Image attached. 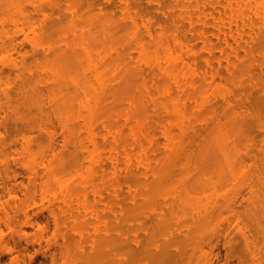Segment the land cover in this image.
<instances>
[{"label": "bare ground", "instance_id": "obj_1", "mask_svg": "<svg viewBox=\"0 0 264 264\" xmlns=\"http://www.w3.org/2000/svg\"><path fill=\"white\" fill-rule=\"evenodd\" d=\"M62 1L0 0V264H264V0Z\"/></svg>", "mask_w": 264, "mask_h": 264}, {"label": "rangeland", "instance_id": "obj_2", "mask_svg": "<svg viewBox=\"0 0 264 264\" xmlns=\"http://www.w3.org/2000/svg\"><path fill=\"white\" fill-rule=\"evenodd\" d=\"M69 1V0H68ZM68 1L66 0V2L67 3H65V1H62L65 5L64 6H66V5H68ZM116 1V0H115ZM145 1L146 0H143L142 2L144 3V5H145ZM62 3V4H63ZM148 4H149V2H148V0L146 1V5L145 6H148ZM112 6V5H111ZM111 6H109V8H111ZM108 7V6H107ZM108 8V9H109ZM113 9V10H112ZM112 9L111 10H109V11H111V12H113V13H115L118 9H114V6H112ZM117 14H119L118 13V11H117ZM255 97H257V99L258 98H260V96L258 97V95L257 94H255L254 95V98H253V100L255 99ZM253 100H252V102H253ZM261 100V99H260ZM262 101V100H261ZM255 102H257L256 101V99H255ZM258 103H259V101H258ZM258 103H253L254 104V106H256V107H258L259 108V110L261 111V113L263 114L264 113V108L262 107L263 105H262V103H260V105L258 104ZM258 104V105H257ZM10 119V118H9ZM8 121V120H7ZM9 122V124L7 125V123ZM7 123H6V125L8 126L7 128L9 129L8 130V136L10 135V133H11V136L13 137L14 135H16V131H17V126L16 125H14V123L15 122H13L12 120H11V122H10V120L8 121ZM13 126L16 128H13ZM13 129H14V131H13ZM258 131V130H257ZM256 133H259V132H256ZM258 137H257V139L259 140V135H257ZM18 197L21 199L22 198V195H21V193H18ZM36 217L42 222V223H44V225L46 224V222H47V224H46V226H47V231L48 232H46V234H45V236L46 237H50L51 238V236H53L54 235V230H53V226H54V224H53V222L51 221V219L47 216V213L46 212H41V211H39V210H37L36 211ZM131 216H132V214H131ZM133 217V216H132ZM146 217V216H145ZM169 217V216H168ZM167 217V218H168ZM148 218V219H147ZM147 218H145V220H140L139 219V221L141 222V223H139V221H138V219L136 220V219H132V222H131V219L128 217V223L129 224H127V221H126V223L124 224L125 226H127V225H129V226H127L125 229L128 231H126L125 229H124V225H122L123 227H121L122 229H124L126 232H124V234H123V237H121V238H124V240H125V237L127 238L128 237V239H126V241L128 242V240L129 239H131V240H129V245H127V247H129V246H131V245H133V242H134V240L132 239L133 237H134V235H136V237H137V235H139L140 234V236H142L141 237V240L139 239V237L140 236H138L137 238L138 239H135V243H134V246H131V247H133L132 249H134V252H136L135 250H139V249H141V250H139L140 252H137L138 253V255L136 256L135 254H137V253H134L133 255H135V257L139 260V263L138 264H151L150 262H152L150 259H152L153 257H149V256H151V255H148V258H149V261L147 260V257H145L146 259L145 260H147L146 261V263H145V260H143L144 262H142V260H141V258L143 257V256H146L147 254H145V255H143L142 256V254H140L141 252L143 253V251H144V246L146 245V242H148V239H147V236H150V234L151 233H153L155 230H156V228H155V226H154V224H151L152 222L150 221V217H147ZM49 219V220H48ZM142 219H144V218H142ZM134 220V221H133ZM138 221V222H136V221ZM147 220H149V221H147ZM45 221V222H44ZM51 221V222H50ZM133 224V222H136V224L137 223H139V224H137V225H135V224H133V227H134V225L136 226L134 229H136L137 227H138V229L139 228H141L140 230H142L141 231V233H143V234H141V233H139V231H134V232H132V233H134V235L133 234H131L132 236L129 238V236H130V233H129V231H130V229H132L133 227H131L130 228V226H131V223ZM144 222L146 223V222H148L149 223V226L147 225L148 223H146L145 224V226L147 225V227H145V226H142L143 224H144ZM52 224V225H51ZM140 224H141V227H139L140 226ZM50 226V227H49ZM151 226H152V228H155V229H151ZM143 227V228H142ZM145 227V228H144ZM102 228V227H101ZM127 228H129V229H127ZM31 229V230H30ZM28 228L27 229V232H28V234L30 235V236H32L34 233H35V231H33L34 229H32V228ZM3 230V232L5 233V228H3L2 229ZM100 230H102V229H100ZM143 230H145V231H143ZM150 230H152L151 232H150ZM122 231V230H121ZM147 231H148V233H147ZM30 232V233H29ZM101 232V231H100ZM102 232H103V230H102ZM114 232V231H113ZM131 232V231H130ZM135 232H138L139 234H135ZM150 232V233H149ZM91 234H93V231L91 230V232H90ZM125 233H128V235L127 234H125ZM71 234V233H70ZM100 234V233H99ZM102 234V233H101ZM116 234V236H117V232L115 231V233H114V235ZM146 234H147V236H146ZM124 235H127V236H124ZM178 235V234H177ZM122 236V235H121ZM156 236L159 238L160 236L158 235V234H156ZM136 237H134V238H136ZM146 237V238H145ZM178 237V236H177ZM181 237H183V236H180L179 235V238H176V239H180ZM143 238H145V239H143ZM149 238V237H148ZM157 238V240H159ZM118 239V238H117ZM116 239V240H117ZM161 239V242H160V240H159V242L162 244V242H163V244L162 245H164L165 244V240H163L162 241V239L163 238H160ZM182 240L181 241H179V242H181V243H183L182 241L184 240L185 241V238L183 237V238H181ZM87 240H89V239H87ZM124 240L122 239V242H124ZM133 240V242H131L130 243V241H132ZM137 240H138V242H137ZM144 241L143 243L145 244V245H143V243L141 242V241ZM175 241V240H174ZM85 242H87V241H85ZM89 242V243H88ZM85 245L87 246V248H89L88 250H87V248H84V250H85V255L87 254V252H88V254L89 253H91L90 251H92L91 250V247L90 246H92V245H90V244H92L91 242H90V240L88 241ZM118 242H120V243H122L120 240L118 241ZM23 242H21V246H23L22 247V249H21V246H19L17 249H15V251L13 252V255H12V258L16 255V256H18V260L20 261L19 262V264H51V261H50V259L49 258H45V255H47V253H48V255L49 254H51V253H56V252H58V249H57V247L56 246H51V247H48L47 246V244L45 243V242H43L42 243V245H41V250H38V252H37V249L38 248H40V247H38V245L36 244L35 246L34 245H31V246H33V248L32 247H30V248H28L30 245H28V246H26V244H25V242H24V244H22ZM60 243H62V241L60 240ZM114 243H116V242H114ZM138 243H139V245H138ZM142 244V246H141V244ZM159 243V244H160ZM175 243V242H174ZM220 243H222V244H219V247H218V250L216 251V253H218L217 254V257H216V259H215V263L214 264H252L251 263V261L248 259V257L246 256V254H245V252L244 251H242V246L241 245H239L240 243H238V241L237 242H235L234 244H235V246L232 244V246H234L233 247V250L235 249L236 251L234 252V251H232L231 253H228V249L231 251V249H230V247L228 248V247H226V248H228V249H226L225 248V243L223 242V241H221ZM224 243V244H223ZM117 244V243H116ZM184 244V243H183ZM238 244V245H237ZM89 245V246H88ZM119 245V244H118ZM125 245V244H124ZM125 245V246H126ZM174 245V248H171L172 249V251L170 250V253H172V256H171V258L172 257H174V258H172L173 260V262H172V264L173 263H175V261H174V259L175 260H177L178 258H176V257H178L179 256V258H180V255L182 254V252H184V254L182 255L183 256V258H185L184 260L187 262L188 261V258H186V256H188V254L189 253H191V247H190V249L188 248V247H184L185 245H182L181 247H183V249L184 248H188L189 250H190V252H188V254L186 253L187 251H185L186 249H184V250H182L181 252H179L180 250V245H179V247L180 248H178L177 247V249H176V247L175 246H178V244L176 245V244H173ZM173 245H172V247H173ZM224 245V246H223ZM85 246V247H86ZM136 246H138V247H136ZM232 246H231V248H232ZM25 247V248H24ZM26 247H27V249H26ZM117 247H119V246H117ZM120 247H121V245H120ZM127 247H124V250L125 249H127ZM143 247V248H142ZM161 247H163V246H161ZM239 247V248H238ZM37 248V249H36ZM111 248H113V246H111ZM110 248V249H111ZM114 248H115V245H114ZM113 248V249H114ZM121 248H123V247H121ZM27 250V252H26V250ZM110 249H109V251L108 252H110ZM113 249H111V250H113ZM117 249H120V248H117ZM117 249L115 250V251H117ZM129 249L130 248H128V250H125L126 252L127 251H129ZM132 249H130V251L132 252ZM148 249V248H147ZM152 249V248H151ZM155 249V248H154ZM153 249V251L155 252L156 250H154ZM182 249V248H181ZM25 250V251H24ZM87 250V251H86ZM96 250V249H95ZM113 250V251H114ZM143 250V251H142ZM149 250L150 249H148V252H149ZM39 251H41L40 253H39ZM74 251H75V249H74ZM114 251V252H115ZM119 251V250H118ZM118 251H117V253H118ZM147 251V250H146ZM153 251H151V252H153ZM177 251H178V253H179V255H177ZM76 252H79L77 249H76V251L74 252V254L76 253ZM81 252V251H80ZM79 252V253H80ZM108 252L107 253H105L107 256H109V254H111V253H109L108 254ZM124 251L122 250V253H123ZM130 252V253H131ZM145 252V251H144ZM150 252V253H151ZM16 253V254H15ZM45 253V254H44ZM79 253H77V254H75L76 255V258H72V260L70 259V262H69V264H76V262H77V264H81V263H79V261L80 262H84L85 263V259H81L80 257L81 256H78V255H80V254H82V252L79 254ZM116 253V252H115ZM116 253V254H117ZM129 253V252H128ZM133 253V252H132ZM149 253V254H150ZM181 253V254H180ZM215 253V254H216ZM233 253H235V254H233ZM120 255H121V253H119ZM124 254V253H123ZM125 254H127V253H125ZM124 254V258H126V259H124L123 260V256H122V258H121V256L120 255H115L116 256V258H115V260L116 261H118V262H116L115 260H114V258L112 257L113 255H110V258L109 257H104V258H108L109 260H111V259H113L114 261H115V263L117 264H120V263H124V262H126L127 263V261H129L127 258L130 256V254H128L127 255V257H125L126 255ZM139 254H140V257L138 258V256H139ZM144 254V253H143ZM152 254V253H151ZM187 254V255H186ZM47 255V256H48ZM132 255V254H131ZM153 255V254H152ZM184 255H185V257H184ZM11 255H8V254H4L2 257H1V264H12V260L10 261V259H11V257H10ZM15 256V257H16ZM120 256V258L119 259H122V261L121 260H119L117 257H119ZM112 257V258H111ZM10 258V259H9ZM79 260H78V259ZM100 258H102V257H100ZM104 258H103V262H104ZM131 258H134L133 256L131 257ZM171 258H169V259H171ZM105 259V262L107 261L108 262V260H106ZM130 259V258H129ZM136 259V260H137ZM143 259H144V257H143ZM77 260V261H76ZM85 260V261H84ZM132 262H131V264L133 263V260L132 259H130ZM140 260H141V262L142 263H140ZM179 260V259H178ZM180 260H181V263H182V261L183 262H185L184 260H182L181 258H180ZM67 261H69V259L67 260ZM119 261H121V262H119ZM134 261H135V259H134ZM9 262H11V263H9ZM97 262L99 263V260H97L96 261V264H97ZM102 262V261H101ZM106 262V263H107ZM130 262V261H129ZM128 262V264H130ZM153 262H155V259H154V261ZM170 262V261H169ZM169 262L167 263V264H169ZM180 261H177V263H175V264H178ZM243 262V263H242ZM65 263V262H64ZM68 263V262H67ZM66 263V264H67ZM83 263V264H84ZM110 263H112V260H111V262ZM114 262H113V264H115ZM188 263V262H187ZM55 264H62V261L58 258L57 260H56V262H55ZM86 264H87V262H86ZM93 264H95V262L93 263ZM102 264H104V263H102ZM125 264V263H124ZM134 264H137V261L136 262H134ZM153 264V263H152ZM180 264V263H179Z\"/></svg>", "mask_w": 264, "mask_h": 264}]
</instances>
